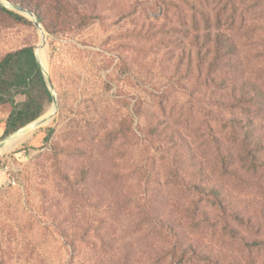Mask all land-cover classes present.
<instances>
[{
    "label": "rangeland",
    "instance_id": "obj_1",
    "mask_svg": "<svg viewBox=\"0 0 264 264\" xmlns=\"http://www.w3.org/2000/svg\"><path fill=\"white\" fill-rule=\"evenodd\" d=\"M1 2L0 60L32 47L56 110L46 99L40 127L0 136V163L17 178L0 188V264H264V250L244 249L264 240V168L223 177L216 143L240 148L221 124L237 118L264 163V9L238 37V92L251 104L232 114L207 94L204 53L175 32L172 6L188 26L191 0ZM10 111L0 107V132ZM215 187L225 218L211 204ZM237 213L249 229L230 221ZM226 221L241 240L226 237Z\"/></svg>",
    "mask_w": 264,
    "mask_h": 264
},
{
    "label": "trees",
    "instance_id": "obj_2",
    "mask_svg": "<svg viewBox=\"0 0 264 264\" xmlns=\"http://www.w3.org/2000/svg\"><path fill=\"white\" fill-rule=\"evenodd\" d=\"M167 5L169 8L172 4ZM180 6H172L175 11L178 10L181 18V26L175 32L183 34L182 36L190 41L188 45L192 51L198 52L199 59L201 56L203 58L204 53L203 63L210 62L206 87L210 100L215 102L213 107L220 110L227 108L232 114L237 110L244 111L245 108L248 110L251 103L245 102L244 99L249 93L244 92L239 97L241 92H238L237 71L234 70L239 69L236 57L240 46L238 37L240 31L248 27L247 22L255 10L260 7L264 9V2L261 6L260 0H191L186 3L187 12L190 13L188 26L182 17L186 11L182 5ZM201 66L200 63L198 67ZM219 68L222 70L219 75L221 78L217 73ZM18 96L24 97V100L14 101ZM46 99L50 101L52 96L34 49L24 47L5 54L0 60V107L10 104L11 111L4 122L2 139L38 121L43 115ZM209 115L212 117V112H209ZM221 124L232 131L235 143L238 142L240 145L237 149L229 147L223 149L221 142H216L222 176L230 179L235 177L238 182L246 181L242 180L246 178L245 176L253 175L264 168V163L258 162V151L254 147L252 130L249 129L251 124L243 126L237 118L231 121L222 119ZM212 191L216 194L211 204L225 218L228 216L229 206L218 188L215 187ZM201 196L208 197L203 193ZM230 217V221L237 222L242 228L249 229L251 226V220L242 217L240 213L232 214ZM229 224L225 222L226 237L228 235L234 242L241 240L239 230ZM259 236L260 234L255 236L252 244H245L244 249L250 253L264 250V240H259ZM205 263H210V258L205 260Z\"/></svg>",
    "mask_w": 264,
    "mask_h": 264
},
{
    "label": "water",
    "instance_id": "obj_3",
    "mask_svg": "<svg viewBox=\"0 0 264 264\" xmlns=\"http://www.w3.org/2000/svg\"><path fill=\"white\" fill-rule=\"evenodd\" d=\"M0 3H2L1 0H0ZM9 7L12 8L14 11H16L18 13L25 14V15H27L29 17L33 16V14L29 10H26L25 8H23L21 6H18L16 4H11V5H9ZM34 25H35L36 28L40 29V25H39V23L37 21H34ZM35 55H36V52H35ZM36 57H37V55H36ZM37 60H38V58H37ZM38 62L41 65L39 60H38ZM41 67H42V65H41ZM42 69H43V75H44V78H45V81H46V85H47L49 91L51 92L52 91L51 81L49 79V76H48L47 72L44 70L43 67H42ZM51 96H52V101L54 103V107H53V112H54L56 110V98H55V96L53 94H51ZM43 122L44 121L38 120V121H36L35 123L32 124V127L33 128L40 127ZM26 131H27V128L24 129V132H26ZM4 147H5V144L1 143L0 144V152L4 149Z\"/></svg>",
    "mask_w": 264,
    "mask_h": 264
},
{
    "label": "built area",
    "instance_id": "obj_4",
    "mask_svg": "<svg viewBox=\"0 0 264 264\" xmlns=\"http://www.w3.org/2000/svg\"><path fill=\"white\" fill-rule=\"evenodd\" d=\"M17 178L15 172L5 163H0V188L15 187Z\"/></svg>",
    "mask_w": 264,
    "mask_h": 264
},
{
    "label": "bare ground",
    "instance_id": "obj_5",
    "mask_svg": "<svg viewBox=\"0 0 264 264\" xmlns=\"http://www.w3.org/2000/svg\"><path fill=\"white\" fill-rule=\"evenodd\" d=\"M43 36V35H42ZM52 113V111L49 113V114H51ZM20 139H14V140H12L8 145H7V147H6V149L5 150H9L11 147H13L16 143H18V141H19Z\"/></svg>",
    "mask_w": 264,
    "mask_h": 264
},
{
    "label": "crops",
    "instance_id": "obj_6",
    "mask_svg": "<svg viewBox=\"0 0 264 264\" xmlns=\"http://www.w3.org/2000/svg\"><path fill=\"white\" fill-rule=\"evenodd\" d=\"M10 113V112H9ZM9 113L6 115V117L4 118V122L6 121V119H7V117H8V115H9ZM3 133H4V128L2 127L1 128V132H0V136H1V138L3 137Z\"/></svg>",
    "mask_w": 264,
    "mask_h": 264
}]
</instances>
